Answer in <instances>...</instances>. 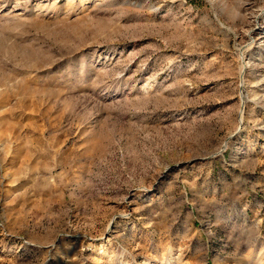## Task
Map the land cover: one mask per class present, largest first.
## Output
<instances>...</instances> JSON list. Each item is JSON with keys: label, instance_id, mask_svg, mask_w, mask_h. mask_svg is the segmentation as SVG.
Segmentation results:
<instances>
[{"label": "rangeland", "instance_id": "1", "mask_svg": "<svg viewBox=\"0 0 264 264\" xmlns=\"http://www.w3.org/2000/svg\"><path fill=\"white\" fill-rule=\"evenodd\" d=\"M263 28L264 0H0V264H264Z\"/></svg>", "mask_w": 264, "mask_h": 264}, {"label": "bare ground", "instance_id": "2", "mask_svg": "<svg viewBox=\"0 0 264 264\" xmlns=\"http://www.w3.org/2000/svg\"><path fill=\"white\" fill-rule=\"evenodd\" d=\"M257 18V15L255 16V19ZM264 30V28L263 29H260L259 30V32H262ZM253 30H250L249 32H248V34L250 35V36H252L254 33L252 32ZM258 32V33H259ZM262 38H263V36H262Z\"/></svg>", "mask_w": 264, "mask_h": 264}]
</instances>
